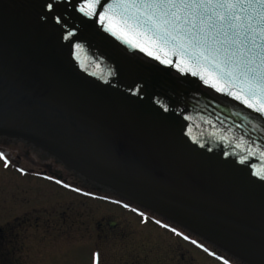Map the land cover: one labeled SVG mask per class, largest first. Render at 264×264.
Returning a JSON list of instances; mask_svg holds the SVG:
<instances>
[{"label": "water", "instance_id": "1", "mask_svg": "<svg viewBox=\"0 0 264 264\" xmlns=\"http://www.w3.org/2000/svg\"><path fill=\"white\" fill-rule=\"evenodd\" d=\"M81 3L0 0V138L264 264V116L171 54L174 66L122 43Z\"/></svg>", "mask_w": 264, "mask_h": 264}, {"label": "snow or ice", "instance_id": "2", "mask_svg": "<svg viewBox=\"0 0 264 264\" xmlns=\"http://www.w3.org/2000/svg\"><path fill=\"white\" fill-rule=\"evenodd\" d=\"M47 7L52 10V4ZM77 10L89 19L98 17L105 32L161 64L174 66L167 59L171 54L185 66L178 71L187 68L185 74L264 116V0H83ZM136 37L142 40L133 43ZM0 160L9 166L3 153Z\"/></svg>", "mask_w": 264, "mask_h": 264}, {"label": "rangeland", "instance_id": "3", "mask_svg": "<svg viewBox=\"0 0 264 264\" xmlns=\"http://www.w3.org/2000/svg\"><path fill=\"white\" fill-rule=\"evenodd\" d=\"M23 164L26 170L32 168L27 157ZM8 174L0 165V200L11 204L17 196L22 198L27 222L19 239L23 245L20 253L8 250L9 264H178L171 251L177 245L185 253L183 264H207L211 260L157 225L155 216L142 212L145 220L130 210L131 206L126 209L101 201L98 198L112 196L93 186L67 177L66 189L42 177L34 181L26 176L19 182L22 189L17 193L11 184L15 177ZM6 179L9 186L1 188V181ZM5 222L0 221V226Z\"/></svg>", "mask_w": 264, "mask_h": 264}, {"label": "flooded vegetation", "instance_id": "4", "mask_svg": "<svg viewBox=\"0 0 264 264\" xmlns=\"http://www.w3.org/2000/svg\"><path fill=\"white\" fill-rule=\"evenodd\" d=\"M0 153H3L9 160V166H4V161L0 160V165H2L3 169L8 175L15 177L12 179V183L14 187L17 188V193L22 189L19 184L21 180H23L26 176L31 179L34 178V181H38L39 179L35 178H43L46 181L54 182L60 181V185L64 187L65 184L68 185V179H76L77 181H81L82 183L87 184L83 179H81L78 175L68 171L61 163L57 162L54 158L49 157L47 154L36 150L32 146H28L23 142L19 141H11L6 138H0ZM25 157L31 159V169L26 170L24 167V159ZM18 169H23V172ZM67 175V176H66ZM7 177V176H6ZM68 177V179H66ZM3 183L1 186L6 188L9 186V180H2ZM88 185V184H87ZM68 188V187H64ZM98 191L102 193H107V191L100 189L98 187H94ZM11 204L7 202L6 199L0 200V221L5 222L4 226H0V264H9L11 258L8 254V250L14 251L15 253H20L22 247V243L20 244V236L23 235V231L26 230L24 227L27 222L23 219L24 217V200L16 197V200H12ZM4 220V221H3ZM29 225V224H28ZM30 228V227H29ZM40 230V229H39ZM165 230V229H164ZM169 232L168 230H165ZM180 235L172 234L183 242L193 246L199 252L205 254L211 260L210 264H231V258L220 252L216 248L205 244L200 241V243L193 244L191 236L179 232ZM188 236L189 239L185 240L183 237ZM195 241V240H194ZM23 246V245H22ZM173 253V258L178 264H183L185 262V253L184 251L177 245L171 250ZM10 253V252H9ZM132 261H120L119 264H131ZM136 262V261H135ZM233 264H241L235 260H232ZM207 263V264H209Z\"/></svg>", "mask_w": 264, "mask_h": 264}]
</instances>
